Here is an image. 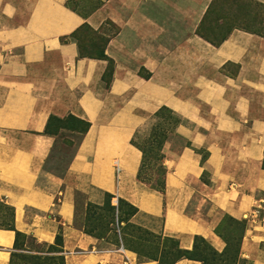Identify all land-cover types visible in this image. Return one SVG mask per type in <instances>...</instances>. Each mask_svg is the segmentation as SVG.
<instances>
[{"label":"crops","instance_id":"0c3cea01","mask_svg":"<svg viewBox=\"0 0 264 264\" xmlns=\"http://www.w3.org/2000/svg\"><path fill=\"white\" fill-rule=\"evenodd\" d=\"M219 1L210 22L228 17ZM210 2L0 0V202L13 208L16 230L40 244L61 232L66 264H157L98 248L75 226L78 196L83 207L102 206L110 194L136 207L129 222L182 249L201 236L222 251L224 217L245 220L240 256L264 264V38L236 26L218 45L202 38ZM83 23L108 39V87L107 61L79 57L68 37ZM163 107L181 119L173 132L185 144L166 142L158 190L137 177L142 152L132 137ZM68 114L90 126L57 175L44 167L56 141L45 127ZM14 240L0 227V264Z\"/></svg>","mask_w":264,"mask_h":264},{"label":"rangeland","instance_id":"374dc122","mask_svg":"<svg viewBox=\"0 0 264 264\" xmlns=\"http://www.w3.org/2000/svg\"><path fill=\"white\" fill-rule=\"evenodd\" d=\"M219 2L218 7L224 9L228 17L224 16L223 20H218V23L210 22V20L206 19L208 21L207 26H213L212 29L214 28L215 30L214 35L212 34L214 37L224 33L231 24H235V22L240 20L244 21V13L247 10L251 14L255 10L253 5H248L247 0H220ZM90 36L93 35L91 34ZM98 47L99 44H95V48ZM180 121L179 117L161 108L158 114L148 117L143 125L136 129L132 142L145 152L144 164L140 175L146 183L152 185L160 182L163 177L160 166L165 155L166 142L171 141V148L174 149H178L185 144L180 136L173 132V126ZM49 131L56 133V141L44 167L50 172L61 175L81 141L80 124L65 116L60 121H52ZM82 201V196H78L79 208L76 212L75 226L83 233L98 239V243H96L98 248L106 246L119 247L125 239L127 246H123L124 249L135 253L136 261H138L136 252L131 250L132 248L135 249L142 254V261H146L149 260L147 257L160 258L161 249L169 247L170 243L166 239L161 236L151 235L128 221L131 211L128 205L122 202L118 203V201L116 202L113 198H110L111 205L119 206L120 212L117 217L115 209H111L107 205L101 207L87 205L83 207ZM0 210H3L1 214H9V211L2 206H0ZM117 229H119V233ZM228 229L230 231L229 226L226 227V230ZM125 232H127V235ZM20 242L22 247L23 245L27 246L32 253H36V250H38V246L29 237L21 239ZM43 248L41 247V249ZM76 251V249L72 250L71 254ZM125 254L130 256L127 252ZM48 255L55 256V254ZM165 262L166 260L163 261V263ZM18 263H20L18 260L14 261V264Z\"/></svg>","mask_w":264,"mask_h":264},{"label":"trees","instance_id":"16d2710c","mask_svg":"<svg viewBox=\"0 0 264 264\" xmlns=\"http://www.w3.org/2000/svg\"><path fill=\"white\" fill-rule=\"evenodd\" d=\"M247 3L248 5L251 4L255 7L253 14H251L250 11L247 10L244 13V16H245L244 21L243 20H240L239 22L237 21L235 22V24H231L229 26V29L227 30V32L221 33L217 37H211L210 34L214 35V32H215L214 28L212 29L211 26L204 27V22L206 21L207 16H209V14L213 11L214 6L217 5V0H211L199 26L196 29V33L214 45H218L219 43H221V41L226 37L229 30L231 29L230 27H234V26L239 27L248 32L257 34L264 38V24H263L264 23V3H259L254 0H247ZM218 19L219 17L217 19H213L214 23L215 22L218 23ZM205 30H207L210 34L206 32ZM91 34L93 36H90ZM68 37L70 39H73L77 43L79 57L99 58V59H104L107 61V66L103 72L102 79L106 87H108L112 79V72H113V61L112 59L107 57L106 54L104 53V49H105L108 39L102 36L101 34L97 33V31L92 30L86 23H83L82 25H80L70 35H68ZM97 43L99 44V47L95 48V44ZM138 73L146 79L149 78L150 76V73L144 70L143 68H140ZM162 109H166V108L163 107ZM159 110L156 111L153 115L158 114ZM67 116L71 118L74 122H77L80 124V133L83 136L88 130L90 126V122L84 119L78 118L72 114H68ZM62 119L63 118L50 115L46 123L45 131L52 135H56V133L49 131V127L51 126L52 121H60ZM140 151L142 152V162H141L137 177L140 181L145 182L143 181V178L140 175L141 169L143 168V164H144L145 152L143 150H140ZM160 167L163 173V177L161 181L153 183L152 185L149 184L150 186L158 190H162L165 184V179H164L165 169L162 164ZM110 198H112V195L106 194L105 202L103 205H107L109 208L115 209V213L117 214V217H118V214L120 212L119 206L111 205ZM121 202L128 205L131 208L129 217L136 212L137 210L136 207L118 198V203H121ZM87 205L94 206V207H101V206H97L93 204H87ZM0 206H2L3 208L9 211V214L5 215V214H1L3 213V210H0V227L13 230L15 234L13 249L10 253V259H9L8 264H14L15 260H18L20 262L18 264H66L65 255L63 252V248H62L63 239H62L61 232H58L55 235L54 241L50 244L37 243L33 237L25 235L15 229L14 224H13V208L2 202H0ZM134 226L142 228L137 225H134ZM227 226H229L230 231L229 229L226 230ZM245 227H246L245 220H236L230 216L224 217V224L220 228V230H218L219 235L224 239L226 243L225 248L222 251H217L216 249H214L201 236L194 237V241H193L191 249H182L179 247L176 239L161 236L162 238L166 239L170 243L169 247L168 248L163 247L161 249L160 258H156V257L155 258L147 257V258H149V260H156L157 264H174L176 261H178L181 258H188V259L196 260L199 262V264H250L246 259L241 258L240 256V243H241V239L244 234ZM144 230L151 235L153 234L156 236H160L146 229ZM125 234L127 235V232H125ZM25 237H29L38 246V250H36V253H32L25 245H23L22 247V243L20 242V240L24 239ZM122 244L124 247L127 246L125 243V239L123 240ZM24 247H26L27 249ZM41 247H44V248L41 249ZM131 250L136 252L138 259H139L138 262H145V261H142L141 259L142 254H140L138 251H136L133 248ZM48 254H55V256H52V255L49 256ZM164 260H166L165 263H163Z\"/></svg>","mask_w":264,"mask_h":264},{"label":"built area","instance_id":"2783aa9c","mask_svg":"<svg viewBox=\"0 0 264 264\" xmlns=\"http://www.w3.org/2000/svg\"><path fill=\"white\" fill-rule=\"evenodd\" d=\"M117 232L119 233V229H117ZM117 250H118L119 252H121V253H124V247H123V245L120 244V246L117 248ZM124 263L127 264V263H128V260L125 259V260H124Z\"/></svg>","mask_w":264,"mask_h":264}]
</instances>
